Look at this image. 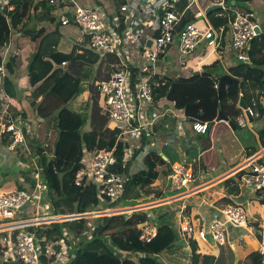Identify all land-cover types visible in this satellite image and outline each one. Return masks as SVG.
<instances>
[{"label": "built area", "instance_id": "2783aa9c", "mask_svg": "<svg viewBox=\"0 0 264 264\" xmlns=\"http://www.w3.org/2000/svg\"><path fill=\"white\" fill-rule=\"evenodd\" d=\"M10 1L0 0V8H13L14 5ZM48 1L70 14V17L66 14L60 16L63 25H67L74 15L75 22L83 29L81 41L85 40L88 48L101 54H109L114 58V61L108 62L107 67L104 66L108 77L96 80L94 87L98 94V104L108 114L114 127L119 129L116 139L124 144L122 164L120 167L116 166V141L111 147L97 146L90 151L89 156L84 160L85 165L78 168L73 177V184L82 192L80 204L83 203L85 206L82 204L83 209L79 211L57 214L46 199L47 186L42 175L43 168L39 165L33 168L29 166L32 168L30 178L35 182L27 187L28 190L16 188L0 193V264L68 263L75 257L77 245L92 238L95 223L90 221V224L84 222L77 226L76 235L68 228L62 227V233L57 241L40 238L36 228L63 221L86 220L99 213L128 215L145 211L147 220L138 223L136 227L140 231L138 239L142 242L150 241L156 235L159 224L155 221L156 214L152 211L155 207L174 203L182 196L181 188H189L186 192L191 194L207 186L197 184L188 187L193 175L184 164H171L169 176L172 179L171 188L178 190L176 194L158 197L149 202L105 206L104 210L98 205V208L86 206L97 199L114 204L122 197L127 180L123 165L130 160L134 151L131 145L137 143L141 145V139L144 138L150 143L149 147L143 146L144 149L157 147V144L162 142L159 137L162 134L151 131V128L161 117L172 116L175 121L173 128L171 129L167 122L162 124V128L171 130L172 136L175 137L179 136L186 121L194 133L203 134L209 130L207 121L189 120L182 109L165 108L159 101L155 103L152 84H163L166 76L172 79L180 78L182 74L187 76L186 65L195 55L194 53L199 51L198 49H203V45L212 46L222 70L231 75L229 72L231 67L248 59L251 40L259 34L256 33L255 28L258 27L261 32V25L253 11L234 12L230 19V31L224 37V44L222 33L212 26L200 30L193 21L181 24L187 9L192 5L197 6L198 0H187L186 5L181 9H178V4L182 0H132L121 3L116 9L108 8L95 0ZM215 4H220L222 9L228 7L225 0H217ZM204 14L198 12L199 16ZM9 45L0 46V161H19L25 164L23 156L31 152L27 137L37 138L43 118L38 116L33 120L25 119L11 109V99L5 91L3 81L6 74L5 65L12 50ZM173 66L175 71L169 73ZM241 96L239 92V97ZM238 107L245 117L257 113L248 105L246 108ZM163 141L165 143V140ZM128 142L130 143L127 144ZM48 146L47 141L41 145L44 149ZM53 157L52 153L50 158ZM231 178L240 188L253 192L264 190V146L243 158L219 179L214 180V183ZM26 203L32 205L36 215L6 220L25 212ZM175 211L178 215L177 225L184 239L199 237L207 242L205 237L209 233L214 245L217 246L225 243V233L228 234L230 228H243L256 235L260 233L262 237L258 255L264 263L263 227L259 230L249 222L244 206L224 205L218 210V214H214L213 218L201 228H195L184 214L186 211L184 202H180ZM30 227L34 229L28 230ZM54 243L59 246L58 249L53 247ZM117 252L127 253V256L120 254L122 257L132 259L138 257V253L134 251L118 250Z\"/></svg>", "mask_w": 264, "mask_h": 264}, {"label": "trees", "instance_id": "16d2710c", "mask_svg": "<svg viewBox=\"0 0 264 264\" xmlns=\"http://www.w3.org/2000/svg\"><path fill=\"white\" fill-rule=\"evenodd\" d=\"M230 1L232 0H225L229 5ZM10 3L14 7L11 9L0 8V17H4L13 30L18 33L24 31L30 21L37 22L39 26L38 20L46 21L45 26L47 23L54 25V32L60 33V26H64L60 22V16L66 14L70 17L69 13L57 8L48 0H11ZM186 3L187 1L180 3L178 9L183 8ZM202 3H204V0ZM185 13L181 24L193 18L190 11ZM232 16L227 14V8L211 10L207 14V18L213 27H224V30L230 28L228 22ZM71 22L70 18L69 23ZM1 27L2 25L0 26V46H3L10 40V37L8 33L1 30ZM44 32L45 29L41 27L40 31L32 36V41L38 40ZM67 37L69 40L62 38L63 41L49 48L46 54H41L39 44L37 45L27 66V77L30 87H32V99L27 107H24V110L21 112L16 111L25 119L32 118L34 112L42 118H49L53 116V113H56L58 134L53 149L54 157L44 158L40 161L43 168L42 175L47 186L46 199L50 202L56 214L65 211L73 212V208L74 211L83 209L81 208L83 203L80 204L82 192L79 187L73 184V177L75 171L85 165L84 160L87 159L90 151L97 146L111 147L116 141V166L120 167L124 148V144L116 139L119 129L114 127L108 114L98 104V94L94 87L96 80L108 77L104 66L108 62L114 61L113 56L90 51L96 56L90 55L89 57L86 53L77 49L79 44L77 39L79 37ZM84 42L86 41L84 40ZM16 51L17 47L12 48L5 65L6 71H11L12 64L16 60L14 55ZM247 58L248 61H240L229 69L232 76L241 78L240 83L228 82L217 86L220 77L214 71V68L219 64L217 60L209 65H204L201 72H194L187 78H180L181 80L166 76L163 84H152L155 103L159 101L165 108L182 109L187 119L207 121L209 127L214 122L220 107L224 114L229 116L236 125V130H239L240 126L237 125V118L242 115L241 108L237 106L240 98L239 92H241V97L246 105L257 111L258 116L264 115L260 102V98H264V71L260 67L264 65V32H260L251 40ZM92 65H96L94 76L89 71V67L91 68ZM90 74L92 77L89 79L90 82L87 87L90 95L82 100V93L85 88L83 81L88 80ZM3 81L6 93L13 96L14 93L10 89L8 78H3ZM178 82L185 84L183 101H178L177 98L176 85ZM40 96L41 99L37 101ZM168 119V115L161 117L151 128V131L162 133V124ZM259 134L264 146V127ZM145 141L147 139H141V145L133 151L130 160L123 165L127 180L125 181L123 195L116 202L118 205L139 203V201L126 203L128 200L136 198V195L129 197L128 191L137 187L149 188V185L157 176V165L169 161L170 163L167 166L171 170V164L176 162V159L164 152L156 155L147 153L144 156L147 170L130 174L128 171L129 166L135 156L142 151ZM255 151L253 149L247 153V156ZM24 169L23 173L29 172L28 168ZM21 177L24 180V176ZM224 184L228 194H238L241 190L232 178L225 180ZM17 188L21 189L22 187L18 185ZM150 193L149 190L146 195ZM159 196L162 195L156 193L148 199H155ZM258 198L260 197L258 196ZM226 200V205L238 204L244 206L231 198H226ZM259 200L264 204V199ZM99 201L97 199L86 207L97 206ZM82 206H85V204ZM102 206L104 205L102 204ZM147 218L145 211H139L130 215L116 214L96 219L94 221L96 227L92 238L78 244L77 249H73V251L75 250V257L66 264H164L158 256L172 247L182 248L175 245V243L184 236L179 231L178 225L172 219H169L170 216L162 213L158 216L160 223L156 235L150 241L142 242L138 239L140 231L136 225L146 221ZM84 222V219H76L75 221L52 223L37 227L36 232L40 238L44 237L46 241H57L62 233V227L68 228L70 232L76 235L77 226L82 225ZM254 225L261 230V219L256 220ZM33 229L32 227L28 228L30 231ZM257 236H260V233ZM202 241L206 243L204 240ZM188 246L190 247V254L187 257V260L189 259L187 264H214L215 256L197 252V250L203 248L200 241L188 239ZM53 247L55 249L59 248L56 243L53 244ZM117 249L137 252L138 257L136 259L122 257ZM247 250H253V246L250 245Z\"/></svg>", "mask_w": 264, "mask_h": 264}, {"label": "crops", "instance_id": "0c3cea01", "mask_svg": "<svg viewBox=\"0 0 264 264\" xmlns=\"http://www.w3.org/2000/svg\"><path fill=\"white\" fill-rule=\"evenodd\" d=\"M95 1L102 3L108 8L109 7L113 8L114 5L113 0H95ZM183 1H187V0H182L180 3H182ZM202 1L203 0H198L197 6L192 5L189 9H187L186 12L190 11V13L193 15V18H191V20L188 21H193L194 23L195 19L197 20L201 19L206 27L212 26L207 18V14H204V16H199L198 12H204L210 3H216L217 0H204V3H202ZM180 3L178 4V6L180 5ZM117 7H115V9ZM236 11H241L244 13L253 11L261 25V32H264V0H237V1L232 0L230 1V5L228 4L227 14L231 16ZM38 22L39 24L42 23V21L40 20H38ZM228 24L230 25V19ZM195 25L200 30H204L202 27L203 25H197V24ZM216 29L222 33L221 36L224 44L225 43L224 37L227 36V33L230 31V28L228 27L224 30V27H220ZM78 40L81 41V37H79ZM205 46L208 47V50L204 52L203 49L202 50L198 49L199 51L194 53L195 55H193L192 59L186 65L185 70L188 77L194 72H201L204 65H209L217 60L212 46L211 45H205ZM205 46L203 45V48ZM15 65H17L16 60L12 64L11 71L10 72L6 71L4 78H8L10 82L9 83L10 89L14 93L13 96L8 94L11 99V109H13L14 111L21 112L22 110L25 109L24 107H27L29 101L32 99L31 97L32 87H30L29 80L27 77V67L18 68V65L17 66ZM167 67L169 68V66ZM260 67L264 71V65ZM174 68H175L174 66L171 67L169 73H173L175 71ZM88 95H90L89 90L85 88L82 93V100H85ZM40 99L41 96L37 98V101H39ZM260 102L264 111V98H260ZM37 117H38L37 114H35L34 112L33 117L30 118V120L36 119ZM252 117H253L252 122H250L248 117H245L243 113L239 117L241 120L245 122L243 126H240L239 130L242 129L246 130L248 135L247 137H242V138L236 137L237 135L235 132L236 129L232 130L225 121L212 122L211 126L209 127V130L203 134L194 133L190 129L186 121L185 125H183L182 127L179 136L177 137L172 136L171 130L162 128L161 129L162 133H160L162 135L158 134L162 142H159L157 144V147H151L148 148V150H146V148L145 149L142 148V151H140L132 160L128 171L130 174H136L141 170L142 171L147 170L144 163V151L146 153L148 151V153L155 155L161 154L162 152H164L163 150L165 149L163 148V145L167 142H172L173 145H176V149L178 150V155L180 156V153L183 152V150L181 151V149L186 148L185 147L186 139L193 138L195 142L194 144L195 148H192L193 151L191 152L187 151L186 153L187 159H190L191 161L189 164H184L185 167L188 168L191 174L193 175V180L189 183L188 187L190 186L193 187L197 184H202V185L206 184L207 186L204 189L199 190L197 192H193L191 194L186 192V190H188L189 188L186 187L187 189L185 188L181 189L180 191L183 193H181L182 196L181 197L179 196L180 198L178 200H175L174 203L172 204L163 206V209L166 208L164 209L165 214H167L166 211H170L168 214L170 216L169 219H172V221L177 224L178 215L175 210L177 206L180 204V202H184L186 204V211L184 212V214L189 218V220L191 221L192 225L195 228H201L213 218L214 214H218L217 212L221 207L226 205L227 202L226 198H231L233 201L240 202L244 205L250 223L254 225L256 220L261 219L262 227L264 230V204L261 203L259 200V199H264V190L256 193L249 189L241 188L238 194H228L226 190V186L224 184L225 181L224 179L214 183V180L219 179V177H221L227 170L233 168L236 164L240 163L242 159L248 155L247 153H249L253 149L257 151L263 147L259 133L260 130L264 127V115L258 116V113H256V115ZM165 122H167L170 125L171 129L173 128V125L175 123L172 116H169L168 121ZM169 133H171V135H169ZM57 134H58L57 118H56V113H53V116L49 118H43V122L40 123V126L38 128L37 138L30 139L29 137H27L29 146L31 148L30 150L31 152L29 155L25 154L23 156V161H26L25 164L24 163L22 164L19 161L16 162L0 161V185H1L0 191L5 192V191L14 190L17 188V183L18 185H21L22 188H27L30 185H32L29 181L32 179L30 178L29 180H27L26 175L30 177L31 176L30 170L35 165L41 166L42 164L40 161L42 159L50 158L51 154L53 153L55 142L57 140ZM249 139L254 140L257 144L256 145L248 144L247 142ZM163 140H165V143H163L164 142ZM44 141H47L49 145L46 149L41 147ZM170 149L172 150V148ZM187 165L190 167H188ZM29 166H31L32 168H30ZM24 168H28L29 172L26 174L23 173V171L25 170ZM160 168L163 169L167 168V169L164 170L165 180L162 179L159 181ZM166 170H168V172H166ZM156 172H157V176L149 185V188L139 187L140 190H142L146 194L149 192V190L151 191V193L149 195H146V197L150 199V197H152L156 193H160L162 195L159 197H165V196H170L172 194H176L177 191L174 192V190L171 188L172 179L169 176L170 170L168 169V166L166 164L157 165ZM21 176H24V180L21 179L22 178ZM137 188L136 189L131 188L128 191L129 192L128 196L132 197L136 195V193L138 192ZM167 191L169 192V194H166ZM258 196L260 198H258ZM149 199L147 200L148 202L152 200ZM147 201H143V202H147ZM154 213L156 214L155 221L160 223L157 213L156 212ZM228 236L230 239V243L232 244L234 253L237 251V247L246 251L247 248L250 245H252L253 250H250V252L251 251L256 252L258 256V260L261 261L258 255L259 242L262 237L261 234L260 236H258L260 238L256 239L257 238L256 234L249 233L248 230L246 229L230 228ZM188 239H197L198 241H200V243L203 244V248L197 250V252H200L202 254L207 253L215 257L219 256L220 249L218 248V246L210 245L208 242L204 243L199 237H193V238L189 237L185 239L187 244H188ZM182 250L183 253L185 254V258H186L185 262L187 264V257H189L190 254V247L189 249H187L186 247H182ZM158 258L164 264L169 263L163 261L160 255L158 256ZM233 264H242L241 258L238 257L236 253L233 258ZM247 264H252V263L249 262Z\"/></svg>", "mask_w": 264, "mask_h": 264}, {"label": "rangeland", "instance_id": "374dc122", "mask_svg": "<svg viewBox=\"0 0 264 264\" xmlns=\"http://www.w3.org/2000/svg\"><path fill=\"white\" fill-rule=\"evenodd\" d=\"M115 1H117L115 3ZM122 1V2H121ZM128 1H132V0H113V8L119 6L121 3H125ZM227 4V3H226ZM228 5V4H227ZM46 22H42V24L45 26ZM194 24L197 25H203V29H205V25L203 23V21L201 19H195ZM1 30H3L5 33H8V36L10 37V40H8V42L5 44H10L9 46L11 48H16L17 47V51L14 54L16 57V64L18 65V68L20 67H27L28 63L30 61L31 55L33 54V51L36 49L37 45L39 44V52L41 54H46V52L48 51L49 48L60 44L62 40V38H67L69 40V38L67 36H71V37H82V27L76 23V22H71L67 25L64 26H60V33H56L54 32V25H50V24H46V27L44 26H40L41 24H39V26L37 25V22L35 21H30L27 26L25 27L26 30L24 29L25 32L22 31V33H18L16 31L13 30V28L11 27V25L9 24V22L4 18V17H0V26ZM196 26V25H195ZM41 27H43L45 29V32L43 33V35L41 37L38 38V40H33L32 41V36L36 34V32L40 31ZM197 27V26H196ZM35 29V30H33ZM30 34V35H29ZM30 36V37H29ZM78 40V39H77ZM79 41V40H78ZM78 48L81 52L86 53L89 57L91 56H96L95 54L91 53L94 52V50L86 47V43L83 41H79L78 42ZM17 45V46H16ZM208 47H204L203 51H207ZM91 51V52H90ZM98 55V54H97ZM15 65V66H17ZM105 66H108V63L105 64ZM96 65H92V67H89V71L90 73L94 76L95 73V68ZM105 69V67H104ZM92 71V72H91ZM214 71H216V73H218L219 75L223 74V70L220 64H218V66H216L214 68ZM90 74L88 80H84V87L87 89L88 87V83L90 82L89 79L92 77ZM191 76V75H190ZM180 78H187L184 76H180ZM179 78V80H181ZM84 88V89H85ZM184 93H185V84L184 83H177L176 85V94H177V98L178 101H183L184 100ZM244 121L241 120L240 118H237V125L238 126H243ZM236 137H247V131L242 129V130H236ZM130 142H128L127 144H129ZM185 143V142H184ZM248 144L250 145H256L257 143L252 140L249 139ZM149 141H145L144 146L149 147ZM186 148H182L181 151L183 150V152L180 153V156L178 155V150L176 149V145H173L172 142H167L163 145V148H165L163 151L164 153L169 154L172 158L176 159V162L178 163H182V164H189L190 163V159H187V151L191 152L193 151L192 148H195L194 144V139L190 138V139H186ZM173 145V146H172ZM140 146L139 143L131 145L132 149H136ZM172 148V150L170 149ZM148 150V149H146ZM148 153V152H147ZM147 153L144 151V156L147 155ZM237 160V159H236ZM166 165L169 164V161H165ZM188 166V165H187ZM190 167V166H188ZM167 169V168H165ZM163 168H160L159 170V181L160 180H165V174H164V170ZM166 172H168V170H166ZM225 183V181H224ZM18 186V183H17ZM25 190H28L27 188H24ZM183 189V188H181ZM241 189V188H240ZM137 193H136V198H134L133 200H128L126 201V203H130V202H142L146 199H148V197H146V193H144L142 190H140V188H137ZM178 191V190H174ZM258 193V192H256ZM166 194H169V192L167 191ZM102 204L104 206H102ZM111 205H118L117 203H108V202H104L102 199L99 201L98 206L103 208L102 210H104L105 206H111ZM97 206V208H98ZM91 208V207H90ZM166 209V208H164ZM163 207H155L152 211L156 212L157 215L159 216L160 214H165ZM75 209L73 208L72 211H74ZM167 214H169L170 211H166ZM42 213V212H40ZM111 213V212H108ZM36 215L35 210L32 208L31 204L26 203V210L25 212H23L20 215H15L12 219H6V220H15V219H19V218H28V217H32ZM111 216L114 215V213L112 214H103V213H99V215L94 216V217H100V216ZM127 215V214H125ZM91 216V215H88ZM94 217H89L86 218L85 223L86 224H90V221L94 222V220L96 218ZM257 236V235H256ZM260 237L257 236L256 239H259ZM218 248L220 249V254L218 257L215 258L214 264H233V258L235 256V253L238 257L241 258L242 260V264H247L249 262H251L252 264H263L260 260H258V256L256 254V252H250V251H244L243 249L237 247V251L234 253L233 248H232V244L230 243V239L228 234L225 233V243L223 245H217ZM119 249H117L118 251ZM257 251V250H256ZM122 256H127L126 252H121L120 253ZM160 257L163 259V261L169 262L170 264H185V254L183 253L182 248H177V247H172L170 248L168 251H165L163 253L160 254ZM187 262H189V259L187 260Z\"/></svg>", "mask_w": 264, "mask_h": 264}, {"label": "water", "instance_id": "95a60500", "mask_svg": "<svg viewBox=\"0 0 264 264\" xmlns=\"http://www.w3.org/2000/svg\"><path fill=\"white\" fill-rule=\"evenodd\" d=\"M219 8H221L220 4L210 3L208 5V7L205 9L204 13L208 14L211 10H215V9H219ZM71 20L73 22H75L74 15L71 16ZM255 31H256V33H260V29L258 27L255 28ZM246 61H248V59H246ZM228 82L240 83L241 82V78L234 77V76L230 75L229 73H223L218 78L217 86H221L222 84L228 83ZM238 106H240L242 108H246V103L244 102L242 97L239 98ZM248 119H249L250 122H252L253 117L252 116H248ZM214 120L215 121H225V122H227V124L230 126V128L232 130L236 129V125L233 123V121L231 119H229V116L224 114V112L220 109V107H219V111L217 113V116L215 117ZM26 179L29 180L30 177L28 175H26ZM29 181H30L31 184H33L35 182L33 179L29 180ZM205 239L210 245H214L212 237H211V235L209 233L206 235ZM175 245L181 246V247H186L187 249H189V246H188V244H187V242L185 241L184 238L179 239L175 243Z\"/></svg>", "mask_w": 264, "mask_h": 264}, {"label": "bare ground", "instance_id": "6f19581e", "mask_svg": "<svg viewBox=\"0 0 264 264\" xmlns=\"http://www.w3.org/2000/svg\"><path fill=\"white\" fill-rule=\"evenodd\" d=\"M113 210H115V209H113Z\"/></svg>", "mask_w": 264, "mask_h": 264}]
</instances>
